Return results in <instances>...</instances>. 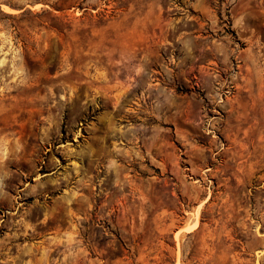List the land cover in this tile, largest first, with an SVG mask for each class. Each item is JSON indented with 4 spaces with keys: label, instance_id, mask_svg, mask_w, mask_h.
<instances>
[{
    "label": "rangeland",
    "instance_id": "374dc122",
    "mask_svg": "<svg viewBox=\"0 0 264 264\" xmlns=\"http://www.w3.org/2000/svg\"><path fill=\"white\" fill-rule=\"evenodd\" d=\"M0 264H264V0H0Z\"/></svg>",
    "mask_w": 264,
    "mask_h": 264
}]
</instances>
